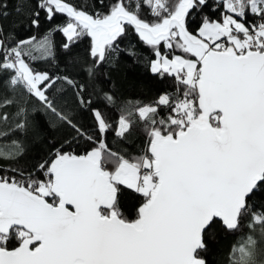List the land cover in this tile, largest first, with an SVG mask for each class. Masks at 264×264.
Masks as SVG:
<instances>
[{
  "label": "snow or ice",
  "instance_id": "1",
  "mask_svg": "<svg viewBox=\"0 0 264 264\" xmlns=\"http://www.w3.org/2000/svg\"><path fill=\"white\" fill-rule=\"evenodd\" d=\"M144 6L155 19L143 18ZM208 6V0H114L106 13L89 14L67 0H37L48 21L58 14L69 18L50 29L67 37L65 50L91 38L90 78L131 26L153 49L151 71L176 84L154 103L119 116L118 137L130 132L133 115L143 122L149 137L143 155L126 158L100 139L84 154L56 149L53 159L38 165L43 179L0 176V264H206L200 253L212 226L220 221L236 231L248 215L249 232L233 247L230 264H264V210L251 211L250 204L264 194V0H217L220 19L205 16L190 30V16ZM7 9L0 0V17L10 15ZM15 11L24 12L23 5ZM24 14L29 27H40V11ZM3 33L0 24V77L7 74V87L21 95L0 107L17 103L22 116L34 98L86 136L58 107L65 84L89 106L80 94L84 85L30 66L53 57L49 37L9 47L15 34ZM104 99L114 103L108 93ZM93 115L100 133L112 127L98 109ZM122 188L144 198L135 219L121 211Z\"/></svg>",
  "mask_w": 264,
  "mask_h": 264
},
{
  "label": "trees",
  "instance_id": "2",
  "mask_svg": "<svg viewBox=\"0 0 264 264\" xmlns=\"http://www.w3.org/2000/svg\"><path fill=\"white\" fill-rule=\"evenodd\" d=\"M10 15L7 18L0 17L4 33L15 34V39L6 41L9 47L14 46L16 40L36 37L42 40L48 36L52 43L53 57L31 61L30 66L39 72H49L53 75L69 76L78 85H84L81 95L90 100L89 106L82 107L77 100V92L67 84L63 85V91L59 95L58 107L70 114L73 123L81 129L86 136L93 138L88 140L86 136H78L75 129L67 124H61L55 116L43 110L42 106L34 98L29 97L25 105L27 112L17 116L18 104L0 107V116L7 114L8 119H0V176L16 177L32 174L33 178L44 177L40 174L38 165L54 158L56 149L65 152L84 154L96 146L100 139H104L108 147L126 158L143 155L149 137L146 134L144 124L135 115L132 116L133 126L125 137L116 135V127L119 116L132 111L134 106L152 104L159 96L166 92L175 91L176 81L173 77L153 73L151 61L155 58L153 49L140 39L133 27L128 26L127 34L119 39L118 51L112 53L107 61L96 71L92 78L88 75V69L93 65L90 56L91 38L84 37L72 44L69 50L63 45L67 43V37L61 31L50 32L56 25H64L69 19L66 14H58L52 21H48L45 13L37 8V0H6ZM70 4L82 9L89 14L97 12L106 13L108 5L114 0H67ZM217 0H208V7L194 12L189 18V28L195 31L201 25L205 16L210 19H220L221 8H216ZM23 5L24 12L18 14L15 8ZM215 9V10H213ZM40 11V27H29L30 21L24 13ZM144 19H155L149 15V8L142 9ZM248 20L254 22L251 14ZM23 21V23H19ZM162 52L168 50L161 47ZM175 54H182L176 50ZM37 57L39 52L34 53ZM171 55V53H169ZM7 74L0 77V104L5 99L18 100L21 93H13L4 81ZM104 93H108L114 99V103H108L104 99ZM98 109L104 119L112 125L106 133H100L97 129V120L93 110ZM167 110L161 109L160 115H166ZM24 124L23 128H17V124ZM63 146V147H61ZM10 157V158H7ZM112 165H109L111 170ZM23 173V176L21 175ZM144 198L133 190L122 188L120 196V208L128 219H135L139 207ZM251 211L264 210V194L253 197L250 201ZM251 215L245 216L241 221V228L236 231L227 230L220 221L209 230L206 235L208 248L202 250L200 255L206 264H230L232 249L242 242V238L249 232L245 227L246 221ZM15 242H13L14 244ZM12 246V245H10Z\"/></svg>",
  "mask_w": 264,
  "mask_h": 264
},
{
  "label": "rangeland",
  "instance_id": "3",
  "mask_svg": "<svg viewBox=\"0 0 264 264\" xmlns=\"http://www.w3.org/2000/svg\"><path fill=\"white\" fill-rule=\"evenodd\" d=\"M177 55H181V54H177ZM155 58H156V57H155ZM155 58H154V59H155ZM189 58H190V57H189ZM154 59H153V60H154ZM150 67H151V66H150Z\"/></svg>",
  "mask_w": 264,
  "mask_h": 264
},
{
  "label": "water",
  "instance_id": "4",
  "mask_svg": "<svg viewBox=\"0 0 264 264\" xmlns=\"http://www.w3.org/2000/svg\"><path fill=\"white\" fill-rule=\"evenodd\" d=\"M90 151V150H89ZM222 224V223H221ZM223 226V225H222ZM224 227V226H223ZM228 230V229H227Z\"/></svg>",
  "mask_w": 264,
  "mask_h": 264
}]
</instances>
